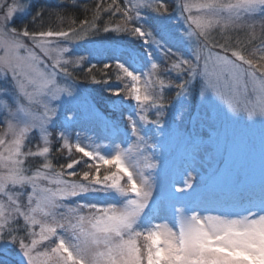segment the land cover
Returning <instances> with one entry per match:
<instances>
[{"label": "snow or ice", "instance_id": "1", "mask_svg": "<svg viewBox=\"0 0 264 264\" xmlns=\"http://www.w3.org/2000/svg\"><path fill=\"white\" fill-rule=\"evenodd\" d=\"M26 4L27 0H0V51L4 52L0 71L5 76L11 73L13 96L0 112L13 136L6 148L9 155L0 153V168L6 170L0 173V264H12L16 259L13 249L19 254L18 264H264V185L258 195L248 189L245 178L234 173L227 147V159L221 160L213 179L219 193L193 195L200 183L197 161L215 150L210 143L215 129L205 126L203 112L264 123V36L262 46L245 54L240 42L234 46L226 32L241 20V12L264 15V0L197 6L213 17L226 10L228 18L223 21L184 16L191 8L178 4L177 18L183 17L189 28L195 24L198 29L197 33L185 30L187 36L150 20L166 16V0H127L124 7L116 0L106 7L98 4L91 21L85 18L79 29L69 31L42 27L20 31L12 27L18 17L31 13L32 5ZM101 12L110 13V17L120 13V21L115 27H100ZM42 17L43 11L35 19ZM221 24L219 37L214 36L213 30ZM101 31L108 34L106 37L120 33L121 38L139 41L141 47L139 52L135 48L129 51L128 62H105L98 70V79L96 63L75 54L74 49L75 58L65 59L70 48L62 45ZM194 34L197 40L193 44ZM153 47L171 61L167 71L176 74L174 84L156 76ZM82 65H88L91 84L104 85L110 97L118 98L111 100L113 113L124 115L125 96L136 102L138 119L127 115L123 127L118 120L89 107L88 120L109 141L105 147L112 148L107 155L101 154L99 144H83L79 132L72 142L74 126L84 120V113L77 104L79 86L69 69ZM138 65L152 69L146 73L143 90L139 85L144 73ZM113 74L122 86H112ZM157 83L159 90L154 88ZM197 83L199 110L192 114ZM172 86L178 89L176 101L166 104L165 89ZM3 96L7 98L8 91H3ZM146 125L154 126L161 138L163 130L171 129L188 146L180 186L170 180L163 197L158 195L161 159L156 156L157 147L161 155L162 150L150 142ZM54 134L58 137L56 146L69 153V162L60 164L59 171L48 159ZM30 135L42 141L43 147L23 150ZM0 145H5L3 138ZM73 148L82 154L79 158L72 153ZM27 157H45L42 170L30 172L24 166ZM76 165L81 167L76 169ZM104 166L116 171L102 175ZM19 218L23 228H13L21 223ZM37 226L39 232L35 231ZM21 231L25 235H20ZM44 241H49L43 245L46 250H38Z\"/></svg>", "mask_w": 264, "mask_h": 264}, {"label": "rangeland", "instance_id": "2", "mask_svg": "<svg viewBox=\"0 0 264 264\" xmlns=\"http://www.w3.org/2000/svg\"><path fill=\"white\" fill-rule=\"evenodd\" d=\"M122 1L123 3H125V5H127V0H122ZM21 2L23 3L24 0H21ZM236 2L237 0H173V1L170 0L169 4L171 7H168L169 12L166 14V16L163 17L152 16L150 17V20L158 21L164 24L169 31L172 32L180 31L182 34L187 36V32L185 30H189L192 31L193 33H197L198 29H196L195 24H192L191 28H189V24L184 22L183 17H180V19L177 18L179 16L178 11H176L178 4H187L190 6L191 11L185 12L184 16L190 15L193 18L199 17L205 20L209 18H213V19L219 18L223 21L228 18V12L226 10H221L217 14V16L213 17L208 12L207 9H198L197 6L207 3H221L227 5V4H235ZM27 4H28V0H27ZM27 4L25 6H27ZM128 6L130 7V5ZM262 25H264V15H261L259 11L252 15H248L246 13L241 12V20L237 22L234 26H230L226 30V32L228 35L232 37V44L235 46L236 42L239 41L240 42L239 48L242 50L245 49L246 50L245 53H247L253 51L256 47H258V45L262 46L261 44H259L260 42H258L261 41L260 40L261 36L264 35V28H262ZM79 28L80 26L76 29ZM222 30H223V24L217 26V28L213 30V35L219 37ZM95 36L96 35L87 36L83 40L66 42L64 45H62V46H68L70 48V53L65 55V59H70L71 57L72 59H74L75 55L72 54L71 50L74 49V53L76 54L79 51V49L82 47L84 48L87 55H89L88 57L92 63H95L94 58L98 57L104 50L107 52V53L105 52L106 55L110 54L107 56L112 57L111 55L113 56L118 55L116 59L118 58L124 62H128L130 60L129 51L132 48H135L137 52H139L140 50L138 45L136 47L123 46L122 44H120L121 42L119 40H116V37H113V40L118 42H111L106 38L105 40L103 39L99 40V38H94ZM252 37L254 38L251 39L252 42L250 43L249 41L250 38ZM196 40H197V35L194 34L191 37V42L194 44ZM25 43L27 44L28 41H25ZM152 51L155 58L154 62L157 63V69L162 68L166 70V67L167 68L170 67L171 61L164 56V53L161 50H158L155 47H153ZM215 51H218V49H215ZM21 54L26 55V53H21ZM3 55L4 52L0 51V56ZM138 67H141L142 73H144L142 74V80L139 85V87H141V89L143 90L144 88L143 82L144 80L148 79L146 73L152 71V69L150 68V65L148 67H143L142 65H138ZM157 69L155 70V72L157 71ZM137 74H141V73L138 72ZM60 78L61 79L63 78V73L60 74ZM77 84L79 86V100L77 101V104L84 113V120L80 121L78 124L86 123L89 126L90 124V120H88L89 107L91 106L99 112L100 110H98L99 108L98 105L96 104L97 102L93 96L92 93L93 91L90 89V87L84 86L79 83ZM11 88H12L11 73H8L7 76H5L4 72L0 71V112L5 111L4 108L5 103H11L13 99ZM3 91H8L7 98L3 96ZM126 99L128 100V97ZM175 101L172 102V104H174ZM122 103H126V100L122 101ZM135 103L136 102L133 101V107L129 109V113L127 115L132 114L134 115V118L138 119V117H135V113L137 111L135 109ZM170 110H169L170 112L169 119H171V111H172ZM198 110H199V84L197 83L194 92V99L192 101V108H191L192 114H195L196 111ZM149 118L151 119L152 116L149 115ZM202 118L205 126L215 129V132L212 134V140L210 141V143L213 144L215 150L206 153L203 160L198 159L197 161V169L199 172L198 183L199 182L200 183L198 184L197 190L196 192L193 193V195L219 193L220 190L218 188H214L213 186V179L216 168L220 165L221 160L227 159V157L224 154L225 147H227L230 150V158H231V163L233 165L234 173H238L239 175L243 176L247 182L248 189L258 195L261 186L264 185V123L259 122L258 119L254 123L246 122L247 120L246 117L245 119L235 121L229 118L228 116H225L224 113L222 112L220 113L212 112L211 114H209L207 110L203 112ZM61 126H62V122L59 124V127ZM188 127L190 128L191 125L188 124ZM145 128L147 135L151 137L150 142L161 146L162 155L159 147H157L156 156L157 158L161 159V170H160L161 179H160V187L158 189V195L163 197L166 196L167 194L166 189L170 180L176 182L177 186H180L179 182L183 178V172L186 167L188 146L185 144V141L182 139L181 135L171 129L163 130V136L161 138L160 134L155 131L154 126L146 125ZM77 132L80 133L83 144L85 145L89 143L99 144L101 145L99 149L101 154L107 155L112 153V148L110 146L105 147V145H109V141L103 138L102 132L96 127V125L93 128H88L85 130L81 129L78 130ZM73 137H75V134ZM89 137L92 138L91 141L89 140ZM0 138H3L5 140V145H0V153H2L4 157H7L9 153L6 151V148L8 147V145L12 143L13 136L8 131L6 124L2 122V117H0ZM73 141L75 142V140ZM124 146H126V144ZM36 147H37L36 150L42 148L43 147L42 141H39V143L34 146V148ZM151 151H152L151 149H148L149 154H151ZM37 159L39 160L40 163L37 167H32L31 165H27L26 163L24 166L28 168L30 172H34L38 168L42 170V163L44 162L45 157H37ZM67 162H69L68 157H67ZM140 162L141 165L144 163L142 160ZM105 167H109V168L108 170H104V171L101 170L102 175L103 174L111 175L113 172L116 171L115 168L111 166H105ZM5 171H6L5 169L0 168V173H3ZM72 179H76V178H72ZM121 183H123V181H121ZM204 184H207L208 186L207 189H205L202 186ZM28 190H30V188ZM24 201L26 203V197L24 198ZM93 202H99V201H93ZM37 218H39V216ZM19 219L21 221L20 225L13 224L12 225L13 228H17V227L23 228V220L22 218ZM7 230L8 229L6 227L5 232H7ZM35 231L39 232V226L35 228ZM19 234L22 236L25 235L24 232H20ZM140 242L143 243L142 240ZM48 243L49 241L42 242L41 245L37 246L38 250H46L43 248V245ZM13 255L16 257V259L12 261V264H18L19 254L16 253L14 249H13ZM40 260L42 261L43 257H41Z\"/></svg>", "mask_w": 264, "mask_h": 264}, {"label": "trees", "instance_id": "3", "mask_svg": "<svg viewBox=\"0 0 264 264\" xmlns=\"http://www.w3.org/2000/svg\"><path fill=\"white\" fill-rule=\"evenodd\" d=\"M111 2L112 0H28V4L32 5L31 13L27 16L18 17L15 23L12 25V27L17 28V30H20V31H22L24 28H28L31 31L34 29H40L41 27L43 28V30L69 31L72 28H78L80 26V22L83 21L85 18H87L89 21L92 20L96 12V6L98 4L106 7L109 4H111ZM116 2L121 7H124L125 5V3H123L122 0H116ZM166 3L168 7H171L169 4L170 0H166ZM41 11H43L42 19H35ZM100 15H101V18L100 20L97 21V24L100 27H103L105 24H109L110 27H115L116 23L120 21V13H116L114 17H110V13L108 12H101ZM34 19H35V22H34ZM107 35L108 34H105L101 31L94 38H99V40H102V39L105 40L106 38L107 40L111 42H118V41L113 40V37H116V40H119L121 42L120 44H122L125 47L126 46L136 47L137 45L139 46V48L141 47L139 41H131V38L126 37V36L121 38L122 34L120 33H112L111 34L112 37H106ZM258 42H260L259 44H261V41H258ZM105 52L106 51L104 50L98 57L94 58V61L97 64V70H94V74H96L98 79L100 78V73L98 70L103 68V64L105 62L114 64V60L118 56V55L116 56L111 55L112 57H109L107 55H110V54L106 55ZM76 54H83L85 56L87 55L84 48L82 47L79 49V51ZM71 59L72 57L69 60ZM87 67L88 65H82L80 69L70 68L69 70L73 71V76L76 79V83L90 87V89L93 91L92 92L93 96L97 102L96 104L98 105V108H99L98 110H100V112L105 117L109 119L118 120L121 126L126 125L127 123L126 116L129 113V109L133 107V101H130L129 98L127 100L126 99L127 97L125 96L123 98V101L126 100V103H122V109H121L124 115L121 116L120 112L113 113L111 111V100H114L116 97H110L108 93L104 90L105 89L104 85H94L89 82V78H88L89 73L87 72ZM108 71L110 73L113 72L112 69H109ZM156 74L159 79L165 80L166 84L169 80H171L173 84L177 80L176 74L174 72L167 71V67H166V70L162 68L157 69ZM110 83L112 84L113 87L122 86V82H118L115 79L114 74L111 76ZM154 88L155 90H159V85L155 84ZM177 91L178 89H176L174 86L166 87L165 89V103L166 104H172V102L175 101L176 99L175 93ZM94 126L95 124L91 121H90L89 126L86 123L76 124L74 126V131L72 132V137L74 136V134H76L78 130H81V129L85 130L88 128H93ZM57 127L59 128V124L57 125ZM56 139H58V137H55V134H54V139L51 145L52 151H50L48 155V159L52 161V164L56 170H60L58 166L60 164L67 163V157L69 156V153L67 149H64L61 151L56 146ZM73 140H74V137H73ZM73 140L72 142L74 143ZM38 143L39 141L37 140V138L35 136L30 135V138L26 141L25 150H27V148L36 150L37 147L34 148V146L37 145ZM72 153L74 154L76 158H79L82 155L80 153H75L74 148L72 149ZM84 159L86 160L87 158L85 157ZM25 163L27 165H31L32 167H37L40 164L37 157H27L25 158ZM75 167L76 169H79L81 166L76 165ZM108 168L109 167L104 166L101 168V170L103 171L108 170Z\"/></svg>", "mask_w": 264, "mask_h": 264}]
</instances>
